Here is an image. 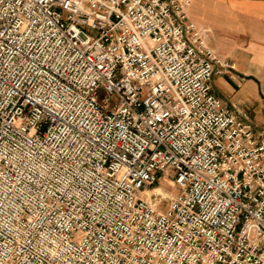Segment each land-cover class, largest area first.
<instances>
[{"label":"built area","instance_id":"2783aa9c","mask_svg":"<svg viewBox=\"0 0 264 264\" xmlns=\"http://www.w3.org/2000/svg\"><path fill=\"white\" fill-rule=\"evenodd\" d=\"M191 3L0 0V264H264V131Z\"/></svg>","mask_w":264,"mask_h":264},{"label":"crops","instance_id":"0c3cea01","mask_svg":"<svg viewBox=\"0 0 264 264\" xmlns=\"http://www.w3.org/2000/svg\"><path fill=\"white\" fill-rule=\"evenodd\" d=\"M189 15L227 64L213 92L264 131V0H192Z\"/></svg>","mask_w":264,"mask_h":264},{"label":"rangeland","instance_id":"374dc122","mask_svg":"<svg viewBox=\"0 0 264 264\" xmlns=\"http://www.w3.org/2000/svg\"><path fill=\"white\" fill-rule=\"evenodd\" d=\"M88 31V29H87ZM145 195L149 200L156 203L158 208L165 210L170 199L177 193L171 177H161L159 181L145 190Z\"/></svg>","mask_w":264,"mask_h":264}]
</instances>
